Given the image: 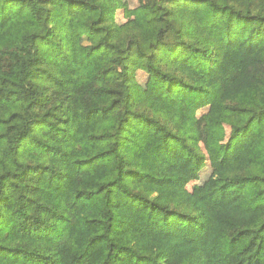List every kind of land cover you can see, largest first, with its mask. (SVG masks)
<instances>
[{"label":"trees","instance_id":"16d2710c","mask_svg":"<svg viewBox=\"0 0 264 264\" xmlns=\"http://www.w3.org/2000/svg\"><path fill=\"white\" fill-rule=\"evenodd\" d=\"M124 2L0 0V264H264V0Z\"/></svg>","mask_w":264,"mask_h":264},{"label":"rangeland","instance_id":"374dc122","mask_svg":"<svg viewBox=\"0 0 264 264\" xmlns=\"http://www.w3.org/2000/svg\"><path fill=\"white\" fill-rule=\"evenodd\" d=\"M141 8L139 0H125L124 6L117 11L116 20L121 26H125L132 22L135 12ZM149 11H153L149 9ZM142 29L144 34H148L151 27L147 22H142ZM137 83L144 89L150 88V78L142 72L136 74ZM201 116V113H200ZM229 137V127L220 124L208 123L204 132V142L201 143V149L207 158V168L201 174L200 180L193 182L188 186V190L198 195L203 193L206 188L208 179L212 176L215 169L218 167L222 154L224 144Z\"/></svg>","mask_w":264,"mask_h":264}]
</instances>
